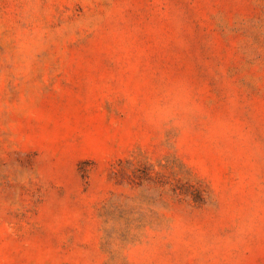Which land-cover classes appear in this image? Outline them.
<instances>
[{"label": "rangeland", "instance_id": "1", "mask_svg": "<svg viewBox=\"0 0 264 264\" xmlns=\"http://www.w3.org/2000/svg\"><path fill=\"white\" fill-rule=\"evenodd\" d=\"M0 264H264V0H0Z\"/></svg>", "mask_w": 264, "mask_h": 264}]
</instances>
